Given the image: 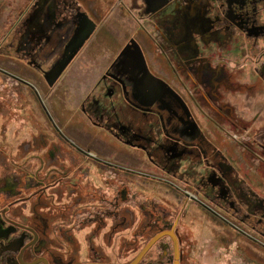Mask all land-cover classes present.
<instances>
[{"label":"flooded vegetation","instance_id":"flooded-vegetation-1","mask_svg":"<svg viewBox=\"0 0 264 264\" xmlns=\"http://www.w3.org/2000/svg\"><path fill=\"white\" fill-rule=\"evenodd\" d=\"M138 1L135 0V5ZM139 10V17L151 22L157 34V47L170 67L169 80L164 83L172 92L161 86V90L165 88L161 97L148 102L140 97L142 91L129 90L121 76L108 73L99 85L102 100H109V104L101 100L104 103L101 107L92 108L87 99L82 112L94 117L93 125L106 129L118 145L131 147L140 155L125 160L121 158L125 149L91 142L87 150L79 148L83 165L76 169L74 177H69L75 169L73 166L63 171L53 167L58 172L52 173L50 179H57V173L63 174V178L54 181L58 182L57 186L35 192L33 201L22 198L21 184L9 189L8 172L3 164L4 168L0 167V264H203L196 249L197 240L183 230L181 216L174 221L162 218L156 222L137 219L129 211L127 214L131 216H120L119 203L113 202L112 210L106 213L107 223L103 220V206L97 201L100 197L96 180L89 179L91 174L100 177L107 170L100 166L114 174L144 179L163 173L186 175L179 171L181 162L199 164L201 155L209 158L206 159L208 177L202 183L207 182L215 195L219 190L221 199L232 198L233 203L227 204L230 211L237 210V205L240 212L246 208L247 213L237 219L241 227L215 210L224 205L213 201L207 205L190 192L185 194L194 199L197 209L204 207L244 238L264 239V208L261 203L252 204L248 196L251 189L244 177L239 179L243 172L234 169L227 158L231 151L244 147L245 151H240L238 157L257 154L259 159H264V115L258 112L264 109V0H143ZM144 83L154 86L148 78ZM118 95L127 107L114 105ZM172 112L176 116L175 135L165 131V119L174 121ZM139 115L145 120H139ZM202 121L207 122L206 127L212 132L201 130ZM50 123L58 132L54 121L50 119ZM190 125L195 132H189ZM218 136L227 140L223 149L213 142L212 138ZM64 140L71 143L66 137ZM206 144L213 147L203 148ZM141 164L153 174L138 168ZM261 171L264 172V164ZM61 180L65 181L62 186ZM192 182L190 178L188 183ZM59 188L64 189L60 194L75 193L78 198L75 205L83 210L75 212L78 232L74 231L75 223L65 231L57 229L56 214L61 210L38 201L43 190L49 189L47 195H51V191ZM199 189H202L200 185ZM11 195L19 196L8 200ZM75 205L69 202L65 208L69 210L65 212L74 214ZM260 213H263L261 218ZM79 214H83L80 219ZM207 219L216 223L214 218ZM203 220L197 222L198 227L209 225L206 218ZM106 224L109 228L102 232Z\"/></svg>","mask_w":264,"mask_h":264},{"label":"rangeland","instance_id":"rangeland-1","mask_svg":"<svg viewBox=\"0 0 264 264\" xmlns=\"http://www.w3.org/2000/svg\"><path fill=\"white\" fill-rule=\"evenodd\" d=\"M23 9L24 6L20 0H0V167L4 164L7 168L5 172H8L9 189L13 190L12 187H18L21 184L22 198L33 201L35 192L42 191V188H50L51 185L57 186L58 182L54 183V181L63 178V174L57 173V179H50L52 173L58 172L54 171L53 167L63 171L62 169L73 166L75 169L69 177H74L76 169L83 165L80 159L82 152L79 148L87 150V144L91 146V142L95 141L108 144V146L114 144V147L119 149L123 147L113 141L114 138L106 129L93 125L94 117L82 112L85 100L89 97L78 96L67 86L65 78L68 64L61 67L56 80H51V73L59 60H51L56 50L48 48L34 50L24 47L22 43L24 36L22 32L20 34V26L26 23L27 17H23ZM147 25L153 30L151 22H147ZM160 84L172 92L164 82ZM164 89H160L159 96L162 95ZM97 93L98 89L92 92L89 104L90 99L96 97ZM46 111L49 113L46 114ZM173 113L171 115L174 121L169 119L164 121L165 131L170 135L176 134L173 132L176 128L174 124L176 116ZM50 119L62 133L59 130L56 132ZM138 119L145 120L141 115ZM157 120L160 121L159 118ZM206 124L207 122L201 123V130L206 133L212 132ZM188 129L189 132H195V128L191 125ZM158 135H161L160 131ZM64 137L68 138L71 143H65ZM202 147L209 150L213 146L206 144ZM216 147L224 148L219 145ZM123 149L125 151H121L122 159L126 160L136 154L140 155V152L134 151L131 147ZM138 155L137 158H139ZM142 159L145 161V156ZM206 159L209 158L201 155L199 164L189 165V160L181 162L179 171L186 175L174 176L173 173H163V176L156 174L154 178L146 179L124 173L114 174L109 168L100 166L107 170L100 177L91 174L89 179L96 180V186L99 188L100 198L97 201L103 206V220L109 223L106 220L109 218L106 213L112 210L113 202L119 203L120 216H129L130 214H127L129 211L134 213L137 219L146 218L150 219V222H156L157 219L162 218H170L174 221L181 216L183 230L188 231L190 237L197 240L196 249L203 264H264V239L255 241L244 238L233 226L221 223L217 220L218 217L204 207L197 209L193 202L194 199L185 194L188 191L196 200L207 205H211L212 201L224 205L218 209H215V205L211 207L233 224L241 227L237 219L247 213L246 208L241 209L242 213L240 206L237 205L239 210L231 209L230 211L227 204L233 203L232 198L221 199L219 190L215 195L207 182L202 183L203 178L205 177L206 180L208 177L206 176ZM71 160H73V165L70 164ZM240 163V157H237L233 166L238 168ZM124 166L129 167L127 164ZM138 168L153 174L151 171L144 170V164ZM190 178L194 181L191 184L188 183ZM259 178L263 182V187L255 186V191L251 189L248 196L252 204L261 203L264 208V177L259 176ZM239 179L243 180V175H240ZM60 182L62 186L65 181ZM48 190H43V196L37 200L41 205H54L61 210L56 214L58 218L54 226L65 231L75 223L74 231L78 232L79 223H77L75 214L83 210L75 205L78 201L75 193L62 195L60 191L64 189L59 188L51 191V195H47ZM16 196L19 195H11L8 200L17 199ZM69 202L75 205L72 215L65 212L69 210V208L65 209ZM262 214H259V218ZM81 215H78L79 219ZM71 216L73 220L70 221ZM204 218H206V224L209 225L198 227L197 222L199 220L204 222ZM207 218H214L216 223ZM104 227L102 232H107L109 224Z\"/></svg>","mask_w":264,"mask_h":264},{"label":"crops","instance_id":"crops-1","mask_svg":"<svg viewBox=\"0 0 264 264\" xmlns=\"http://www.w3.org/2000/svg\"><path fill=\"white\" fill-rule=\"evenodd\" d=\"M20 3L24 6L23 17H27L20 26L24 47L56 50L51 60H59L51 80H56L61 67L68 64L65 79L71 92L91 98L98 89L97 96L90 99L92 108L110 102L102 100L99 85L108 73L121 76L129 90L142 91L140 97L148 102L159 96L160 82L169 80L170 67L157 47V34L139 17L143 0L137 5L135 0H20ZM147 78L154 86L144 83ZM116 98L114 105L127 107L120 95ZM258 112L264 115V109ZM212 139L219 146L227 141L223 136ZM238 149L227 156L231 166L235 165L238 151H245L244 147ZM240 160L237 167L243 172L247 186L252 190L255 186L263 187L259 178L264 177L263 157L259 159L256 154Z\"/></svg>","mask_w":264,"mask_h":264},{"label":"water","instance_id":"water-1","mask_svg":"<svg viewBox=\"0 0 264 264\" xmlns=\"http://www.w3.org/2000/svg\"><path fill=\"white\" fill-rule=\"evenodd\" d=\"M154 243V242H153Z\"/></svg>","mask_w":264,"mask_h":264}]
</instances>
